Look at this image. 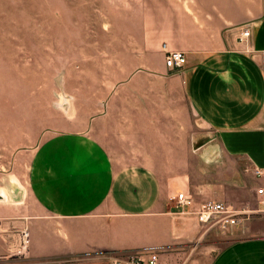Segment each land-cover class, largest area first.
Instances as JSON below:
<instances>
[{
  "label": "crops",
  "instance_id": "crops-1",
  "mask_svg": "<svg viewBox=\"0 0 264 264\" xmlns=\"http://www.w3.org/2000/svg\"><path fill=\"white\" fill-rule=\"evenodd\" d=\"M108 5L140 16L145 63L138 70L157 74L148 84L166 81V92L157 96L171 104L159 112L105 113L106 147L76 134L38 149L30 187L39 209L34 213L29 204L19 218L0 202V229L13 225L16 231L0 232V264H112L138 254L147 260L152 251L161 264H264V235L239 239L207 261L208 246H195L206 227L174 200L184 192L195 207L224 202L228 180L244 179L243 162L264 172V0ZM247 30L251 36L241 41ZM176 51L187 61L173 71L165 60ZM148 98L157 101L156 95ZM111 129L117 134L109 135ZM178 131L188 155L174 153ZM208 161L218 176L205 166ZM194 162V173L175 167ZM244 181L255 195L264 187V175ZM24 229L27 255L20 258Z\"/></svg>",
  "mask_w": 264,
  "mask_h": 264
},
{
  "label": "rangeland",
  "instance_id": "rangeland-1",
  "mask_svg": "<svg viewBox=\"0 0 264 264\" xmlns=\"http://www.w3.org/2000/svg\"><path fill=\"white\" fill-rule=\"evenodd\" d=\"M140 35V16L125 8L111 10L108 0H0V192L8 196L4 208H14L19 218L29 204L38 212L32 201L31 167L48 140L82 134L106 147L105 113L159 112L171 104L157 96L166 92V81L148 84L147 78L157 74L138 70L145 63ZM154 60L149 55V63ZM148 94L157 101H148ZM113 119L109 123L115 126ZM108 134L117 132L111 129ZM183 136L174 133L176 156L189 154ZM213 163L205 166L217 175ZM197 165L175 167L194 173ZM243 165L244 179L228 180L231 188L224 202L248 214L225 233L218 228L199 231L206 236L193 243L208 246L207 261L239 239L264 235L258 198L244 181L257 176ZM0 232L16 231L6 225Z\"/></svg>",
  "mask_w": 264,
  "mask_h": 264
},
{
  "label": "built area",
  "instance_id": "built-area-1",
  "mask_svg": "<svg viewBox=\"0 0 264 264\" xmlns=\"http://www.w3.org/2000/svg\"><path fill=\"white\" fill-rule=\"evenodd\" d=\"M241 35V41L251 36L249 30L241 33ZM186 61V54L182 51H176L167 54L165 64L169 69L176 71L185 67ZM254 173L257 177L264 175V172L260 169H254ZM256 195L258 197V212L264 215V187L258 188ZM174 200H176L178 208H181L186 215L196 218V221L201 226H205L207 229L218 228L223 233L239 226L241 217L248 214L247 211L232 210L225 202L220 201H209L199 207H195L194 198L184 192L177 194ZM21 234L22 243L16 253L20 258L27 255L29 231L24 229ZM112 264H161V262L159 254L152 251V253L148 254L147 260L138 254L130 256L128 259L114 260Z\"/></svg>",
  "mask_w": 264,
  "mask_h": 264
},
{
  "label": "water",
  "instance_id": "water-1",
  "mask_svg": "<svg viewBox=\"0 0 264 264\" xmlns=\"http://www.w3.org/2000/svg\"><path fill=\"white\" fill-rule=\"evenodd\" d=\"M7 200V197L1 194L0 192V202H5Z\"/></svg>",
  "mask_w": 264,
  "mask_h": 264
},
{
  "label": "bare ground",
  "instance_id": "bare-ground-1",
  "mask_svg": "<svg viewBox=\"0 0 264 264\" xmlns=\"http://www.w3.org/2000/svg\"><path fill=\"white\" fill-rule=\"evenodd\" d=\"M1 194H3L4 196H6L8 198V196L6 194H4L3 192H1Z\"/></svg>",
  "mask_w": 264,
  "mask_h": 264
}]
</instances>
